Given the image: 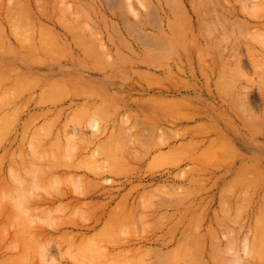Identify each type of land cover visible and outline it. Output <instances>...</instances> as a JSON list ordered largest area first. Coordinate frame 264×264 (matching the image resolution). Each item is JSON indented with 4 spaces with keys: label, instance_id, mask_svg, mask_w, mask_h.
<instances>
[{
    "label": "rangeland",
    "instance_id": "rangeland-1",
    "mask_svg": "<svg viewBox=\"0 0 264 264\" xmlns=\"http://www.w3.org/2000/svg\"><path fill=\"white\" fill-rule=\"evenodd\" d=\"M0 264H264V0H0Z\"/></svg>",
    "mask_w": 264,
    "mask_h": 264
},
{
    "label": "bare ground",
    "instance_id": "bare-ground-1",
    "mask_svg": "<svg viewBox=\"0 0 264 264\" xmlns=\"http://www.w3.org/2000/svg\"><path fill=\"white\" fill-rule=\"evenodd\" d=\"M110 3H115V4H119V5H122L123 4V0H108ZM125 1V0H124ZM125 3V2H124ZM121 7V6H120ZM122 7H124V6H122ZM120 9V8H119ZM118 9V10H119ZM125 9V8H124ZM117 10V11H118ZM120 11V10H119ZM121 12H123V11H121ZM126 12V11H125ZM125 12H123V13H125ZM122 13V14H123ZM118 14V13H117ZM126 15H127V13H125ZM119 15V14H118ZM123 18V17H122ZM125 23H126V25H127V28L128 29H130V30H132L133 28H134V26H135V23L134 22H131V21H128V20H126V21H124ZM122 24H123V22H121ZM137 30V29H136ZM134 32V31H133ZM138 34V33H137ZM136 34V35H137ZM135 36V35H134ZM146 37H148V36H146ZM154 37V36H153ZM143 40V39H142ZM153 40V39H152ZM151 40V41H152ZM156 40V39H155ZM141 41V40H140ZM146 41H149V40H146ZM146 41L144 40L143 42H145V44H147L146 43ZM142 41H141V43H143ZM154 42V41H153ZM153 42H149V43H152V45H153ZM163 42V41H162ZM155 43V42H154ZM144 44V43H143ZM149 45H151V44H149ZM155 45V44H154ZM158 45V44H157ZM156 46V45H155ZM159 46V45H158ZM159 48V47H158ZM189 50V49H188ZM187 50V51H188ZM190 53V52H189Z\"/></svg>",
    "mask_w": 264,
    "mask_h": 264
}]
</instances>
